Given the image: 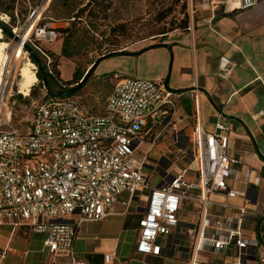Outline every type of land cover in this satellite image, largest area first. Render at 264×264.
<instances>
[{
	"label": "built area",
	"instance_id": "built-area-1",
	"mask_svg": "<svg viewBox=\"0 0 264 264\" xmlns=\"http://www.w3.org/2000/svg\"><path fill=\"white\" fill-rule=\"evenodd\" d=\"M52 1L30 4L23 33L12 28L23 41H16V49L24 52L28 43L48 58L50 71L51 57L41 42H52L59 34L42 21ZM258 1L211 0V6L231 13ZM233 67L226 57L220 58L221 77L227 78ZM15 77L16 70L0 80V226L10 223L44 233L53 257L88 264L75 251L79 227L119 214L118 204L124 207L121 214H127L134 202L144 201L138 253L161 255L171 248L163 241L172 238L187 248L190 264H206L199 256L202 251L230 248H235L232 259L222 264H243L251 243L241 224L248 212L264 221V212L251 205L247 194L258 174L241 175L239 157L228 152L229 125L222 117L209 132L197 112L191 127L185 124L177 94L163 80L115 75L99 110L84 107L75 95L47 94L23 129L14 122L10 102ZM184 136L186 146L180 144ZM160 140L169 143L158 147ZM158 171L161 180L152 186ZM182 209L200 213L199 229L189 226L187 234H181ZM227 209L237 211V217H224L221 212ZM228 220L238 227L226 225ZM104 259L107 264L120 261L115 252Z\"/></svg>",
	"mask_w": 264,
	"mask_h": 264
},
{
	"label": "crops",
	"instance_id": "crops-1",
	"mask_svg": "<svg viewBox=\"0 0 264 264\" xmlns=\"http://www.w3.org/2000/svg\"><path fill=\"white\" fill-rule=\"evenodd\" d=\"M90 1L85 0L81 6ZM76 12L58 21L59 34L64 28L69 29ZM56 41L53 52L61 55L63 38ZM131 50L128 54L111 56L108 66L102 65V59L99 63L101 70L92 81H116V77L109 78V73L163 80L177 94L185 124L195 125L198 112L201 126L210 132L216 129V122L222 117L229 125L228 152L239 157L241 175L247 177L249 174V178H253L258 174L257 184H250L247 194L251 205L264 212V0L231 13H224L220 7L201 9L191 29L182 28L159 44ZM221 57L234 64L227 78L219 73ZM63 65L59 66L61 77L68 80L69 72L65 77L62 75ZM111 90L107 91L106 98ZM91 96L97 98L94 93ZM168 143L162 140L158 147ZM142 202H134L127 214H121L124 207L118 204L116 210L119 214L101 221L84 222L78 229L75 243L77 256L88 264H107L104 256L108 252H115L120 260L113 264H190L186 248L175 244L172 238L163 241V245H171V248L161 255L136 251L139 221L145 205ZM189 214L190 219L181 218V234H187L189 226L199 229L200 213L193 209ZM221 214L228 219L238 215L233 209ZM226 225L238 227L235 221ZM241 228L251 243L243 264H264V221L248 212ZM207 234L213 235V230H208ZM0 249L4 251L0 264H68L65 259L55 258L49 252L44 233L26 226L1 225ZM234 251L235 248L224 252L207 250L200 252L199 256L206 264H222L232 259Z\"/></svg>",
	"mask_w": 264,
	"mask_h": 264
},
{
	"label": "rangeland",
	"instance_id": "rangeland-1",
	"mask_svg": "<svg viewBox=\"0 0 264 264\" xmlns=\"http://www.w3.org/2000/svg\"><path fill=\"white\" fill-rule=\"evenodd\" d=\"M84 1L53 0L49 8L44 12L43 17L45 18L42 21L49 22L52 27L59 29V22L63 20L61 18L71 16L75 10L77 12L73 15H77L78 11L85 7L81 6ZM40 2L41 0H0V14L5 16L4 19L9 21L7 24L11 28L18 27L19 32L23 33L25 28L22 26L29 14L30 4L34 6ZM87 4H89L87 11L81 17L76 16L73 23L69 25V29L66 31L68 34L62 32L58 34L55 41H42L41 43L43 44L44 50L53 52L54 46L57 45L56 40L59 38H63V41L65 38L68 40L67 49L70 57H66L63 54H55L52 58L57 69H60L59 66L61 64L63 65L64 62L67 63L63 65L62 75L65 77L69 72L70 78L68 80L70 81L78 80L79 76L85 75L91 66L98 61V65L94 68L86 83L74 94L84 107L97 111L103 106L107 91L111 90L112 83L115 81L114 73H109V78L114 79L113 82L100 81L96 83L92 81L101 70L99 66L100 59L104 55L109 54H105L107 50H122L124 54H126L125 52L128 54L132 51L131 49H141L159 43L170 34L182 29H173L165 37L158 34L164 29L167 30L173 26H177L182 21L185 16V13L182 12L184 9L183 4H186V13L189 17V22H191L197 17V13L201 9H209L211 0H91ZM169 9H173V12L166 20L160 22L156 20L161 13H166ZM52 17H56L57 19ZM122 22L127 23L125 32L122 35H119V31H116L114 34L111 33L112 27ZM2 38L9 44L6 53L11 57L7 72L12 77L16 70L13 86L15 95L10 99L14 112V122L18 127L26 129L30 124L35 106L43 100L45 95L49 94V91L44 86L43 80L38 78V81L31 86L29 95L26 96L19 92V69L27 58L32 59L30 53L26 52V49L24 52L20 47L16 49V40L8 34L3 32ZM132 46L133 48H131ZM37 53L44 64L48 58L46 56L44 57L39 51ZM61 58H63L62 61ZM110 62L111 57H108L103 60L102 65L108 66ZM71 68L73 70H70ZM38 70L39 68L36 65V74ZM72 71L73 74L71 73ZM65 81L60 74L59 80L52 84V88L60 90L61 82ZM77 83L66 84V87L69 88ZM92 93L96 94L97 98L91 96ZM13 101H15V104H13ZM180 126H183V124H180ZM188 143L186 136L180 141L181 145ZM149 170H152V168H149ZM160 180L161 173L158 171L157 177L152 181V186L158 185ZM145 192L149 193V190L147 189ZM178 215L181 218H191L189 210L187 209L180 210Z\"/></svg>",
	"mask_w": 264,
	"mask_h": 264
},
{
	"label": "trees",
	"instance_id": "trees-1",
	"mask_svg": "<svg viewBox=\"0 0 264 264\" xmlns=\"http://www.w3.org/2000/svg\"><path fill=\"white\" fill-rule=\"evenodd\" d=\"M88 5L89 4H87V5H85V7H83L82 9H80L79 11H78V13H77V15L76 16H78V17H81L82 16V14L85 12V11H87V8H88ZM183 6H184V9H183V13H185V16H184V18L182 19V21H180V23L177 25V26H173V27H171L170 29H167V30H162V31H160L158 34H160V35H162V37H165V36H167V33L169 32V31H172L173 29H176V28H187V26H188V24H189V17H188V15H187V13H186V4H183ZM173 12V9H169V11H167L166 13H161L158 17H157V21H163V20H166V18L171 14ZM126 26H127V23H125V22H122V23H119V24H117V25H115V26H113L112 27V29H111V33H116V31H119V35H122V33H124L125 32V29H126ZM62 31L63 32H66V31H68V29H66V28H64V29H62ZM162 42V41H161ZM160 43V42H159ZM159 43H156V44H159ZM67 44H68V40L65 38V40H64V46H63V49H62V53H63V55L64 56H66V57H70V53H69V51H68V49H67ZM115 51H122V50H107L106 52H105V54H107V53H111V52H115ZM38 52V51H37ZM47 52V51H46ZM49 55H50V57H51V62H50V69H51V71L48 69V67H47V65H46V63H44V69H45V72H46V75H47V77H48V80H49V83H50V85L52 86V84L53 83H55V82H57L58 80H59V76H60V74H61V70L60 69H57L56 68V64L53 62V58L52 57H54L55 56V53H53V52H47ZM30 57H31V59H32V61L34 62V58H33V56L32 55H30ZM37 76H38V78L39 79H42L43 80V76H42V73H41V71L40 70H38L37 71ZM83 76L84 75H81V76H79L78 77V80H76V81H70V80H66L65 82H61V89L60 90H65V89H68L67 87H66V84H74V83H79L81 80H82V78H83ZM77 85V84H76ZM76 85H72V86H76ZM72 86H70V87H72ZM69 87V88H70ZM81 88V87H80ZM79 88V89H80ZM78 91V90H77ZM77 91L75 92V93H77ZM75 93H72L71 95H74ZM50 94V93H49Z\"/></svg>",
	"mask_w": 264,
	"mask_h": 264
},
{
	"label": "water",
	"instance_id": "water-1",
	"mask_svg": "<svg viewBox=\"0 0 264 264\" xmlns=\"http://www.w3.org/2000/svg\"><path fill=\"white\" fill-rule=\"evenodd\" d=\"M0 28L2 29V31L6 34H8L10 37H12L14 40L18 41V42H23L20 37L18 35L15 34V32L13 31V29L4 21L0 20ZM24 47L26 48V50L30 53V55L33 56L34 58V63L37 65V67L39 68V70L42 73L43 76V83L44 86L47 88V90L49 91L50 94L53 95H71L72 93H75L80 87H82L87 79L89 78L90 74L92 73V71L94 70V68L98 65V61L94 63V65L91 66V68L87 71V73L83 76L82 80L77 83L76 86H72L68 89L65 90H56L54 88H52V86L49 83L48 77L46 75L45 69H44V64L42 62L41 57L38 55L37 51L28 43L24 44ZM127 53V52H125ZM119 54H124L122 51H115V52H111L107 55H104L100 60L105 59L107 57H111V56H116ZM187 250V248H186Z\"/></svg>",
	"mask_w": 264,
	"mask_h": 264
},
{
	"label": "bare ground",
	"instance_id": "bare-ground-1",
	"mask_svg": "<svg viewBox=\"0 0 264 264\" xmlns=\"http://www.w3.org/2000/svg\"><path fill=\"white\" fill-rule=\"evenodd\" d=\"M5 16L0 14V20H5ZM3 31L0 28V80L5 76L8 71L9 63L11 57L6 53L9 44L3 38ZM20 44V43H19ZM36 64L32 60L28 59L19 69L20 83H19V92L24 95H29L31 86L38 81V76L36 74Z\"/></svg>",
	"mask_w": 264,
	"mask_h": 264
}]
</instances>
